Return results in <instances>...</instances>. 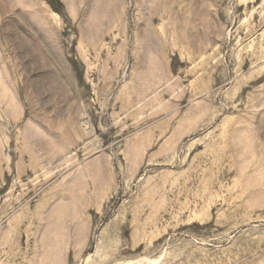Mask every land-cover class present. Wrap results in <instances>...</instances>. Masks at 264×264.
<instances>
[{"label":"rangeland","instance_id":"rangeland-1","mask_svg":"<svg viewBox=\"0 0 264 264\" xmlns=\"http://www.w3.org/2000/svg\"><path fill=\"white\" fill-rule=\"evenodd\" d=\"M0 264H264V0H0Z\"/></svg>","mask_w":264,"mask_h":264}]
</instances>
